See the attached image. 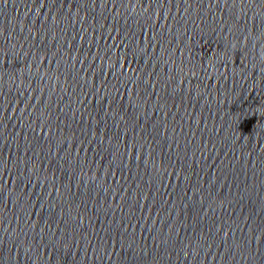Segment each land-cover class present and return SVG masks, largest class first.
Masks as SVG:
<instances>
[{"label":"water","instance_id":"water-1","mask_svg":"<svg viewBox=\"0 0 264 264\" xmlns=\"http://www.w3.org/2000/svg\"><path fill=\"white\" fill-rule=\"evenodd\" d=\"M0 195L157 264H264V0H0Z\"/></svg>","mask_w":264,"mask_h":264}]
</instances>
